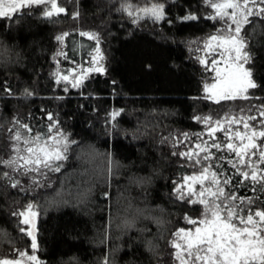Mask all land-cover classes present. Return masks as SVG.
<instances>
[{
	"label": "trees",
	"instance_id": "trees-1",
	"mask_svg": "<svg viewBox=\"0 0 264 264\" xmlns=\"http://www.w3.org/2000/svg\"><path fill=\"white\" fill-rule=\"evenodd\" d=\"M162 1L171 23H133L127 12L98 0H58L65 12L50 18L38 9L0 18V84L7 81L14 93L0 91V155L10 154L8 130H15V119L45 124V111L77 141L50 187L33 190L21 178L28 190L19 191L0 179V258L20 249L36 253L41 264H103L106 256L108 264H178L172 233L191 228L184 217H199L202 206L172 194L173 182L193 171L171 155L191 147V141L173 147V139L186 132L196 142L211 143L208 126L194 117L215 120L264 101L208 99L204 86L212 72L199 61L220 25L207 19L212 10L202 0ZM187 13L199 19L182 20ZM246 27L253 56L248 67L259 85L250 92L264 97V18ZM80 32L99 35L104 72L89 73L73 88L56 83L55 73L93 67L97 56L95 41ZM62 33L69 35L58 42ZM61 50L68 59L57 55ZM25 89L33 95L26 97ZM195 133L203 135L197 139ZM162 137L170 139L161 143ZM29 203L39 210L34 251L30 237L19 231L20 218L12 215Z\"/></svg>",
	"mask_w": 264,
	"mask_h": 264
},
{
	"label": "snow or ice",
	"instance_id": "snow-or-ice-1",
	"mask_svg": "<svg viewBox=\"0 0 264 264\" xmlns=\"http://www.w3.org/2000/svg\"><path fill=\"white\" fill-rule=\"evenodd\" d=\"M202 2L212 10L207 19L220 25L207 38L203 49L206 55L216 58L212 59L211 65H208L207 58L199 61L215 72V83L204 86L205 92L209 93L207 98L215 103L238 99L264 101V97L250 92L259 85L248 67L253 56L246 27L264 18V0ZM37 9L45 18L65 12L55 0H0V18L6 20L20 14L30 15ZM120 10H126L133 23L142 18L171 23V20L165 19V3L159 0L150 7L129 3ZM181 19L197 20L199 17L187 13ZM68 35L62 33L56 40L62 42ZM79 35L95 41L97 56L92 58L91 63L96 66L81 68L79 75H76V69H69L68 74L63 75L55 73L56 83H71L73 88L81 87L89 73L104 72L100 65L103 56L98 47L99 35L94 32H80ZM57 55L68 59L62 50ZM221 62L223 67L218 66ZM69 75H72V80ZM67 90L65 87L64 91ZM0 91L14 95L7 81L0 84ZM24 94L26 97L33 95L28 89L24 90ZM120 111H113L110 114L112 119ZM42 119L48 123L31 125L15 119V130H8L11 133L8 137L10 154L7 158L0 155V167L8 170L0 172V179L11 181L13 189L28 190L21 178H26L33 190L50 187L52 176L60 173L69 160L70 146L77 143L69 139V134L63 131L59 119L52 112L45 111ZM194 119L208 126L207 136L211 143L207 140L196 142L186 132L173 139V147L183 140L191 141V147L173 151L171 155L179 156L185 161L181 167H189L193 171L182 176L179 183L173 182L172 194L178 201L202 207L199 217H184L186 223L194 227L178 228L172 233L174 239L170 241V246L174 250V260L178 264H264V102L240 108L235 114L229 113L215 120L212 116H196ZM217 132L222 136L217 137ZM192 135L200 139L203 133ZM169 139L162 137L161 143H167ZM242 190H248L253 195H242ZM35 207V204L29 203L24 209L12 212L13 216L20 218V225L28 226H21L19 231L31 237L30 249L33 251L38 247L34 231V218L38 215ZM14 251L15 256L0 258V264H39L38 257L29 251ZM103 264H108L107 256Z\"/></svg>",
	"mask_w": 264,
	"mask_h": 264
},
{
	"label": "rangeland",
	"instance_id": "rangeland-1",
	"mask_svg": "<svg viewBox=\"0 0 264 264\" xmlns=\"http://www.w3.org/2000/svg\"><path fill=\"white\" fill-rule=\"evenodd\" d=\"M98 1H100V2H103L104 4H107L108 6H110V7H112L114 10H116V11H125V12H127L126 10H120L121 8H122V6L124 7V8H126L127 7V4H129V3H132V4H134V5H140V6H148V7H150L151 6V4L152 3H156V2H158V0H98ZM159 2H161V3H164L162 0H159ZM55 3L57 4V6H58V0H55ZM48 7H49V9H50V7H51V4H50V2H49V4H48ZM144 16V14L143 13H141V17H143ZM143 19H145V18H142V20ZM151 20V19H150ZM202 58H207L208 59V65H211V62H212V59H214V58H216L215 56H213V55H211V54H208V55H206V52L204 51L203 53H202ZM93 65V67H95L96 65H94V64H92ZM204 65V64H203ZM204 66H206V65H204ZM219 67H223V62H221L219 65H218ZM87 69V68H86ZM209 69V68H208ZM80 71H81V68H79V69H76V75H79V73H80ZM210 72H212V81H210V82H208L207 84H212V83H215V72H213V71H211L210 70ZM62 75H63V73H61ZM68 74V73H67ZM69 79L70 80H72L73 79V77H72V75H69ZM62 83H65V84H67L68 86H71V83H66V82H64V81H61ZM204 92H205V90H204ZM205 95L208 97L209 96V93H207V92H205ZM209 99V98H208ZM210 100H212V99H210ZM213 101V100H212ZM197 187H199V185H197ZM37 213H38V215L34 218V223H35V235H36V237H37V227H38V221H39V210H38V207L36 206L35 207V209H34ZM23 227H28V226H23ZM192 227H194V226H192ZM191 227V228H192ZM30 239H31V237H30ZM36 242H37V240H36ZM30 254H33V255H36V253H34V252H30ZM37 256V255H36ZM38 257V256H37ZM38 261H39V264H41V261L38 259ZM25 264H27V262H25Z\"/></svg>",
	"mask_w": 264,
	"mask_h": 264
}]
</instances>
